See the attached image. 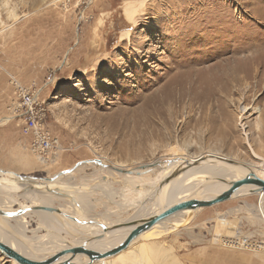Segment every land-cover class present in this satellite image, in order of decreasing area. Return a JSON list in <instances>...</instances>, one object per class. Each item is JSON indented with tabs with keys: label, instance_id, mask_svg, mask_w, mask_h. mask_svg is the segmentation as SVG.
Listing matches in <instances>:
<instances>
[{
	"label": "rangeland",
	"instance_id": "374dc122",
	"mask_svg": "<svg viewBox=\"0 0 264 264\" xmlns=\"http://www.w3.org/2000/svg\"><path fill=\"white\" fill-rule=\"evenodd\" d=\"M127 5L138 7L133 23ZM32 92L58 148L41 159L37 183L71 175L21 193L16 204L37 205L53 190L50 207L64 218L49 229L45 212L33 211L4 218L8 230L66 242L68 224L87 222L83 216L106 224L140 218L154 200L127 194L123 179H154L171 155L264 160V0H0V118L23 120L20 95ZM243 106L246 138L237 125ZM5 183L12 186L0 180V209L17 201ZM63 188L90 202L76 207L77 195ZM244 196L185 213L153 242L171 247L179 264H264V197ZM0 264L15 263L0 253Z\"/></svg>",
	"mask_w": 264,
	"mask_h": 264
},
{
	"label": "bare ground",
	"instance_id": "6f19581e",
	"mask_svg": "<svg viewBox=\"0 0 264 264\" xmlns=\"http://www.w3.org/2000/svg\"><path fill=\"white\" fill-rule=\"evenodd\" d=\"M137 9L138 7H135L134 5L125 6L124 14L126 15V18L129 23L134 22L135 16L137 14L136 13ZM127 36H128L127 34H123V37H127ZM241 109L243 114L241 116H238L237 125L239 126L240 131L244 133L243 137H245L246 127L244 124H242V121L245 119L246 117L245 114L247 113L248 109L245 106H243ZM259 123L260 121H256L255 123L256 129L260 127ZM172 157H174L173 158L174 160L170 161V164H168L167 167L164 166V168L160 170L157 169V174H155L154 179H150L148 177H142V176L129 177L128 179H123V182L126 184V187L128 188L127 194H135L137 196L136 198L138 199L139 198L146 199V203H150L152 200H154L153 201L154 209L152 211L151 209L144 210L143 209L144 205H142L140 218L132 217V218H128L123 223L112 222L110 224H106L97 221L95 222L92 219H86L87 216H83L82 218L87 220V222L84 223L83 221L80 220L79 221L80 224L79 223L76 224L72 223V225L68 224L69 226L67 231L71 233H68L66 231V236H64V239H68V241L63 242V240H60V238H58L59 237L58 234H56V236L58 235V237H56L55 234L52 235V233L49 236H47L45 240H40L39 238H34V239L24 238L21 235L22 233L21 230H17V231L8 230V228L4 224L3 221L4 218H14V217H6L1 215L0 241L8 245L13 250L23 255L24 257L42 263L49 261V259L56 256L58 253L70 250L75 247H83L87 251L93 252L95 254H101V253L104 254L107 251L119 247L129 238V236L133 233V231H135L138 227L142 226L145 223V221L154 218L155 216L159 215L169 207L177 203L192 199H196L200 201L211 200L221 192L227 191L230 188L229 184L231 182L240 181L244 177V172L242 170L213 160V157H223L229 159L227 157L218 154L209 153L197 157L196 156L191 157L188 155H184V157L182 155L180 156L171 155V158ZM256 158L260 162V163L258 162L259 163L258 165L243 164V163L241 164L251 169L257 177L264 180V160L263 158H260L257 155ZM230 160L235 161L233 160V158ZM199 161H203V164L196 163L192 165V163ZM70 175H71L70 172L58 174L57 176L52 177L50 180L44 181V184L37 183L38 181L34 180L36 183L35 187L38 190H40L41 188L47 189L51 187H56V185H58L60 182L63 181L65 176L68 177ZM0 180H6V179L1 178ZM7 181H9L8 183L12 185L11 187L8 188L4 187V190H6V193L8 194H10V192L12 193L16 192L22 186V184L19 182V178L11 177L7 179ZM142 181L145 182L141 183ZM136 184L141 186L140 189H135ZM30 185H32V183ZM110 185H111L110 183L107 184L102 182L101 183V187H103L102 191H105L107 194L113 193L114 189ZM257 187H259V184L251 181L249 182L246 189L231 194L228 197V199L235 196L249 198L247 196H244V194L246 193H250L252 197L253 195L256 194H261L264 197V192L252 193L253 190L257 189ZM63 190L64 191L67 190L69 193L77 195V202L75 204L76 207L80 206L82 208H85L87 203L90 202L89 198L86 196V193H83L82 191L73 192L65 188H63ZM1 191H3L2 188ZM53 192L55 191L52 190L50 191V193L49 192L42 193V196H40L39 198V203H41V205L44 206H52L55 199L54 196L51 194ZM252 197L251 200L254 199ZM126 199L130 203L134 201L133 199H129V198ZM242 201H244L246 205L252 208H258L256 205L250 204L248 199ZM196 210H182L176 212L174 214H171L167 218L157 222L149 229L139 231L137 236L134 237L128 243L127 247L123 250H120L115 255L104 257L97 261H90L89 257L84 254H77L75 256L63 255L59 257L56 261L48 264H60L63 262H67L68 264H179L176 256H174L172 252L171 247H166L158 242H153V241L159 239L160 236H162L165 232L169 231L168 230L169 228L165 224L168 225V223H170V225L173 226H176V224H181L183 222L182 218L185 215V213L186 215H188V213L195 212ZM8 211L13 212L11 210ZM41 212H45L44 218L46 220L47 227H49V229H51V226H53L54 217H56L59 222L61 217L64 218L63 214H60L59 212L55 213V210L41 211ZM66 214L67 216L70 215L69 211ZM108 220H106V222ZM83 224L86 226L85 228L80 227ZM218 225H220V223H218ZM51 231H55L59 233V230L57 229H53ZM74 233L76 235L81 234L82 237L74 238L73 237ZM25 242L28 244L27 246ZM77 259L80 261L78 262ZM10 261L15 263L13 260Z\"/></svg>",
	"mask_w": 264,
	"mask_h": 264
},
{
	"label": "crops",
	"instance_id": "0c3cea01",
	"mask_svg": "<svg viewBox=\"0 0 264 264\" xmlns=\"http://www.w3.org/2000/svg\"><path fill=\"white\" fill-rule=\"evenodd\" d=\"M10 118L11 117L7 118L6 116L0 118V178H19V182L22 186L21 189H19L20 191L10 192V194L12 193V195L16 197L17 201L10 207H2L0 210L7 213L5 215L6 217H17L25 213L32 214L33 211H40L41 206L39 203L37 205H32L24 200L25 203L19 206H17L16 203L22 200L21 197L18 196L21 193L39 192L35 187V181L40 180L39 175L42 171L41 164L44 163H41V159L30 150L31 137L23 132V120L18 117V123L14 124L9 123L11 120ZM20 121L22 122L21 124H19ZM32 180L35 181L33 182ZM28 181L29 183L31 182L32 185H30L31 183L29 184ZM5 186L10 187L7 184ZM1 196L3 195L0 193V197ZM22 205L25 207H22ZM15 206L17 207L14 208ZM43 207L50 208V206ZM7 208L12 209L13 212H9L8 210L10 209Z\"/></svg>",
	"mask_w": 264,
	"mask_h": 264
},
{
	"label": "water",
	"instance_id": "95a60500",
	"mask_svg": "<svg viewBox=\"0 0 264 264\" xmlns=\"http://www.w3.org/2000/svg\"><path fill=\"white\" fill-rule=\"evenodd\" d=\"M213 160H215L216 162H221V163L226 164L228 166L236 167V168L242 170L244 172V177L240 181L231 182L229 184L230 188L227 191L221 192L220 194H218L216 197H214L211 200L200 201V200L192 199V200L177 203V204L169 207L168 209H166L165 211H163L159 215L155 216L154 218L145 221V223L142 226L138 227L135 231H133V233L129 236V238L123 244H121L119 247H117L116 249H112L110 251H107L104 254L103 253L95 254L93 252L87 251L83 247H75V248H72L70 250L58 253L56 256L49 259V261L43 262V263L38 262V261H33L31 259L24 257L23 255L19 254L18 252L13 250L8 245L2 243L1 241H0V252L6 258L13 260L16 264H48V263H52V262L56 261L59 257H61L63 255L75 256L77 254H84V255L89 257L90 261H97L101 258L115 255L120 250L125 249L127 247L128 243L134 237L137 236L139 231L149 229L151 226H153L157 222L167 218L171 214H174V213L182 211V210H196L197 208H200V207H208V206H212V205L221 203V202L227 200L231 194L246 189L249 182H251V181L259 184V187H257V189L253 190L252 192H254V193L264 192V180L257 177L255 175V173L251 169L246 167L245 165L238 163V162H235V161H232L230 159L223 158V157H213ZM52 209L53 208H47V207H43V206L40 207V211H54ZM6 214H7L6 212H3L0 210V216L1 215L5 216ZM60 264H68V263L63 262Z\"/></svg>",
	"mask_w": 264,
	"mask_h": 264
},
{
	"label": "built area",
	"instance_id": "2783aa9c",
	"mask_svg": "<svg viewBox=\"0 0 264 264\" xmlns=\"http://www.w3.org/2000/svg\"><path fill=\"white\" fill-rule=\"evenodd\" d=\"M35 96L33 92L21 94L17 111L23 118V132L31 137L30 150L40 159H46L58 148L53 137L40 126L43 111L41 104L33 100ZM241 242V245L245 243L244 240Z\"/></svg>",
	"mask_w": 264,
	"mask_h": 264
}]
</instances>
